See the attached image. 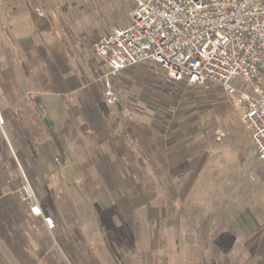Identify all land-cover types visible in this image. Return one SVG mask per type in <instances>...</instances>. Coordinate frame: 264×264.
Returning a JSON list of instances; mask_svg holds the SVG:
<instances>
[{"label": "rangeland", "instance_id": "rangeland-1", "mask_svg": "<svg viewBox=\"0 0 264 264\" xmlns=\"http://www.w3.org/2000/svg\"><path fill=\"white\" fill-rule=\"evenodd\" d=\"M54 4L56 33L31 36L26 27L24 39L0 34V114L6 120L0 162L9 180L21 167L30 179L51 177L45 192H60L52 264H257L245 238L250 215L264 214V158L244 124L247 105L239 92L172 80L151 62L112 75L94 45L133 23V0ZM37 9L46 19L50 10ZM106 78L114 104L106 97ZM233 85L252 89L238 77ZM75 105L86 120H75ZM74 124L77 131H134L137 140L109 148L98 133L102 143L96 150L88 146L85 161L80 153L72 161L60 151L55 157L44 152L16 166L5 131H39L47 138L46 131H74ZM4 256L0 250L1 261Z\"/></svg>", "mask_w": 264, "mask_h": 264}, {"label": "built area", "instance_id": "built-area-1", "mask_svg": "<svg viewBox=\"0 0 264 264\" xmlns=\"http://www.w3.org/2000/svg\"><path fill=\"white\" fill-rule=\"evenodd\" d=\"M133 2V23L115 29L94 45L111 74L151 62L162 67L172 80L197 85L210 82L230 94L239 92V101L247 105L244 124L255 152L264 158V0ZM37 14L44 16L41 9ZM236 77L251 84L252 89L234 86ZM104 84L108 102L116 103L112 80L106 78ZM20 197L29 203L32 214L42 217L49 231L56 229L26 178Z\"/></svg>", "mask_w": 264, "mask_h": 264}, {"label": "crops", "instance_id": "crops-1", "mask_svg": "<svg viewBox=\"0 0 264 264\" xmlns=\"http://www.w3.org/2000/svg\"><path fill=\"white\" fill-rule=\"evenodd\" d=\"M54 1L0 0V34L15 33L18 34L16 39H24L26 36L20 33L26 30V27L30 30L26 33L31 34V36L56 33L58 20L53 16L55 12H51V9L55 8ZM41 5L47 9V12L48 10L51 12H48L47 18L44 19L46 21L43 23L48 26L43 29L38 27L34 18V15H37L34 13V9ZM52 93L56 94L54 90ZM53 104L54 100L49 103L50 108ZM89 104L96 106L94 101H90ZM63 105L58 101L56 107L61 108ZM74 107L76 108L71 112L74 114L75 120H86V112L77 105ZM9 109L10 122L15 125L14 111L11 106ZM70 109L68 108V110ZM47 115L50 116L49 113ZM92 118L95 119L93 115ZM3 122L5 124L6 120L3 119ZM72 126L74 131H46L47 138L41 137L39 131H5L7 140L14 150L16 166H21V158L26 161L32 159L33 153L42 155L47 152L55 157L60 151L63 158L66 159L67 156L72 161L75 160L73 156L80 153L79 157L83 159L82 153L87 151L89 145H94L96 150L98 149L96 144L102 143V140H98L96 137L98 133L103 134L109 148L115 146L116 149H119V142L123 143L124 139L128 137H134L137 140L134 131H77V124ZM39 136L40 140H38ZM114 137H117V140H114ZM132 140L134 141V139ZM83 160L85 161V159ZM20 168L18 167L20 175H17L14 180H9L3 171V163L0 162V250L6 254L4 260L2 259L3 261L0 258V264H8L7 257H10L11 263L14 264H52L48 257L53 247V234L60 232L59 225L62 217L61 206L56 207L54 201L55 195L58 197L57 199H60L61 194L59 191H54L53 188L48 192L43 189L42 185L51 179L50 176L30 179ZM24 177L37 191L44 214L56 221L57 228L53 232L47 229L42 217L31 213L29 203L21 199L20 189L25 183ZM50 198L52 201L44 202ZM262 217L264 214H251V224L246 225L249 233L245 238V247L250 249V254L253 259L255 258L257 264H264V218Z\"/></svg>", "mask_w": 264, "mask_h": 264}, {"label": "trees", "instance_id": "trees-1", "mask_svg": "<svg viewBox=\"0 0 264 264\" xmlns=\"http://www.w3.org/2000/svg\"><path fill=\"white\" fill-rule=\"evenodd\" d=\"M34 18L37 21L38 27H40V29H43L44 27H46V25L43 23L45 22L44 19L40 18L38 15H34Z\"/></svg>", "mask_w": 264, "mask_h": 264}]
</instances>
